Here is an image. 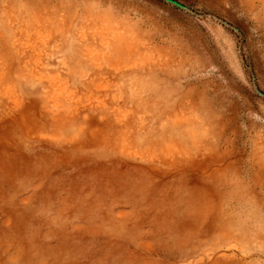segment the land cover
I'll list each match as a JSON object with an SVG mask.
<instances>
[{"label":"rangeland","instance_id":"rangeland-1","mask_svg":"<svg viewBox=\"0 0 264 264\" xmlns=\"http://www.w3.org/2000/svg\"><path fill=\"white\" fill-rule=\"evenodd\" d=\"M0 0V264H264V0Z\"/></svg>","mask_w":264,"mask_h":264},{"label":"water","instance_id":"water-1","mask_svg":"<svg viewBox=\"0 0 264 264\" xmlns=\"http://www.w3.org/2000/svg\"><path fill=\"white\" fill-rule=\"evenodd\" d=\"M165 1H167V2H169L171 4H174V2L172 0H165Z\"/></svg>","mask_w":264,"mask_h":264}]
</instances>
